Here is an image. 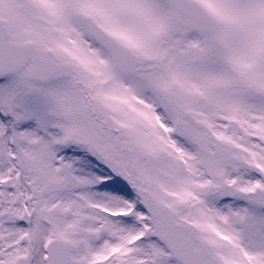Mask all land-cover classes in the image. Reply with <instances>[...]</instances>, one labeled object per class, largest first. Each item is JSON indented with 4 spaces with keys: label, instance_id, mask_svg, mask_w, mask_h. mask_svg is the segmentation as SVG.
<instances>
[{
    "label": "snow or ice",
    "instance_id": "snow-or-ice-1",
    "mask_svg": "<svg viewBox=\"0 0 264 264\" xmlns=\"http://www.w3.org/2000/svg\"><path fill=\"white\" fill-rule=\"evenodd\" d=\"M0 264H264V0H0Z\"/></svg>",
    "mask_w": 264,
    "mask_h": 264
}]
</instances>
